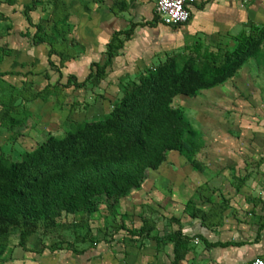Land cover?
<instances>
[{
  "label": "rangeland",
  "instance_id": "374dc122",
  "mask_svg": "<svg viewBox=\"0 0 264 264\" xmlns=\"http://www.w3.org/2000/svg\"><path fill=\"white\" fill-rule=\"evenodd\" d=\"M36 1L44 21L55 7L61 9L55 0ZM254 1L239 0V10L248 14ZM152 3L136 0V19L155 27L148 36H121L102 78H76L67 93L47 99L45 122H55L50 108L67 106V115L56 118L52 129L41 134L34 125V130L7 134L0 124V157L20 162L50 134L63 138L76 123L109 120L131 85L160 66L172 62L180 71L209 78L214 69L235 60L244 45L242 58L248 56L231 77L198 90L194 97L178 95L171 101L170 107L182 112L199 133L201 148L190 154L193 162L172 151L162 168L164 190L155 198L143 189L150 185L151 173L139 189L116 202H102L95 212H63L53 221L39 218L2 228L0 264H177L203 258L200 245L209 246L198 240L199 232L249 230L264 221V22L241 18L230 25L210 15V28L180 38L157 27ZM11 30L12 22L0 12V61L12 53L7 41ZM69 42L67 60L79 56ZM28 99L0 79V103L8 107V117L24 120L29 111L23 101ZM155 237L161 241L149 239Z\"/></svg>",
  "mask_w": 264,
  "mask_h": 264
},
{
  "label": "trees",
  "instance_id": "16d2710c",
  "mask_svg": "<svg viewBox=\"0 0 264 264\" xmlns=\"http://www.w3.org/2000/svg\"><path fill=\"white\" fill-rule=\"evenodd\" d=\"M35 6L33 1L25 13ZM26 19L31 25L30 18ZM36 27L33 39L40 30V26ZM133 30L112 36L106 46V61L102 65L92 64L85 82L92 76H104L113 50L122 44L120 37L130 39ZM245 49L244 45L239 46L235 60L214 69L209 78L180 71L172 62L160 66L139 84L131 85L109 120L76 123L63 138L48 135L36 149L26 152L20 162L0 157V233L4 227H20L39 218L53 221L63 212L92 213L102 202H116L139 189L147 172L158 169L168 152L176 151L192 161L190 154L201 148L199 133L182 112L170 107L171 101L178 95L194 97L198 90L210 89L231 77L247 58L248 54L242 58ZM52 53L51 50L49 56ZM49 64L53 66L50 60ZM73 80L76 78L69 76L67 87ZM7 112L6 104L0 103L3 127L12 129L24 123L8 117ZM149 239L161 241L157 237ZM167 239L175 242L173 238Z\"/></svg>",
  "mask_w": 264,
  "mask_h": 264
},
{
  "label": "crops",
  "instance_id": "0c3cea01",
  "mask_svg": "<svg viewBox=\"0 0 264 264\" xmlns=\"http://www.w3.org/2000/svg\"><path fill=\"white\" fill-rule=\"evenodd\" d=\"M33 1L36 0H0V12L5 14L7 22H12L7 40L12 53L0 62V79L29 97L27 102L23 101L29 111L25 113L24 123L12 129L1 128L7 134L24 128L34 130V125L41 134L48 128L52 129L59 121L56 118L67 115V106L49 109L55 114V122L51 123L45 122L43 111L48 109L46 105L50 102L47 99L52 95L67 93L69 76L86 77L90 73V65L104 64L106 46L115 33L134 28L130 39L134 36L145 38L148 31L155 28L148 21L136 19V0H55V5L61 9L55 7L48 21H44V14L38 7H33L28 14L23 12L26 7H32ZM121 1L126 3L125 9H121ZM154 5L153 0L151 9H154ZM239 5V0H196L187 24L177 27L166 26L159 21L156 24L163 30H171L173 36L183 38L210 28L214 23L210 15L230 25L239 24L241 18L264 22V0H255L248 14L239 10ZM26 16L30 18L31 25ZM36 26H40V30L33 39ZM67 41H70L71 48L79 50V56L67 60ZM73 42L76 47L72 45ZM51 50L53 53L49 56ZM170 153L166 154L165 161L158 169L147 172L145 182L151 173L154 174L149 180L150 185H143L150 198L159 196L164 190L167 180L163 177L162 168L168 164ZM197 237L209 246L205 248L200 245L203 258L182 260L177 264H243L264 252V221L254 229L224 227L217 233L199 232ZM191 255L198 257L194 253Z\"/></svg>",
  "mask_w": 264,
  "mask_h": 264
},
{
  "label": "built area",
  "instance_id": "2783aa9c",
  "mask_svg": "<svg viewBox=\"0 0 264 264\" xmlns=\"http://www.w3.org/2000/svg\"><path fill=\"white\" fill-rule=\"evenodd\" d=\"M155 15L159 22L170 27L182 26L191 17V8L196 0H154ZM243 264H264V252Z\"/></svg>",
  "mask_w": 264,
  "mask_h": 264
}]
</instances>
